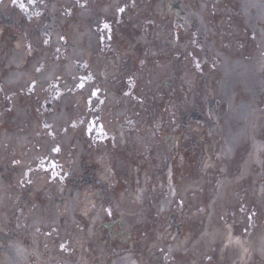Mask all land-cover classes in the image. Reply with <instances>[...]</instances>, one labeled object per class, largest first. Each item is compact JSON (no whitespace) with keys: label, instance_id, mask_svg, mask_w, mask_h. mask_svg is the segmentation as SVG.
Returning <instances> with one entry per match:
<instances>
[{"label":"bare ground","instance_id":"6f19581e","mask_svg":"<svg viewBox=\"0 0 264 264\" xmlns=\"http://www.w3.org/2000/svg\"><path fill=\"white\" fill-rule=\"evenodd\" d=\"M46 1V12L54 16L53 33L47 44L39 45L34 37L30 40L28 44L35 47L34 57L32 53L26 56L18 42L0 39V218L8 237L0 264H264V0H235L241 14L239 24L224 23L229 19L202 0L192 3L194 9L189 12L182 11L180 6L162 4L161 0ZM30 3L36 10L45 4L44 0ZM1 5L9 10L12 3L2 0ZM169 7L186 15L181 26L186 31L181 36L193 38L186 52L197 64L203 61L198 53L201 51L218 63V74L210 76L202 90L210 107L205 115L207 123L197 129L192 125L189 133L210 132L211 140L221 136L217 156L220 159L204 167L208 169V177L210 169L218 167L220 180L213 194L205 192L201 175L176 185L173 202L177 197L179 204H186L182 210L183 218H188L184 228L174 233L171 226L160 225L158 232L150 231L151 238L141 242L142 246L125 242L128 247L113 253V247L107 241H97L95 232L89 229L100 223L97 218L100 212L95 200L89 205L81 202L83 195L95 198L94 188L88 189L81 178L89 180V171L94 169L92 181L96 183L105 177L111 184L115 181L135 189L137 208L131 203L128 206L126 201L116 203L118 207L132 208V215L127 217L132 225L143 219L140 210L146 195L143 186L150 183L160 186L155 189L156 195H163L158 213L161 217L167 215L171 203L169 187L163 175L151 177L154 170L165 168L166 162L153 157L147 147L132 146L134 152L130 154L127 129L119 127L133 113L140 119L151 115V111L135 109L133 98L158 104L159 94L150 88L163 74L167 61L163 62L158 52L142 53V58H135L138 69L134 68L132 74L131 68L118 69L110 80L102 76L97 59L107 58L105 52L112 46L108 39L112 37L116 15L129 21L133 28L139 25L147 28L150 20L154 27L145 41L150 46L156 41L161 47L166 21L161 10ZM39 23L37 20L36 24ZM63 26L69 30L67 38L58 34ZM174 27L175 30L177 26ZM90 55L98 58L88 63ZM79 63L89 64L84 72H79ZM83 76L87 82L82 92L97 94L98 101L103 102L102 114L106 119L101 118L106 137L115 134L123 146L94 145V153L90 154L84 151L85 146L74 142L83 128L70 130L68 122L89 111L84 104L73 102L84 100L80 94ZM185 77L184 82L194 87L191 77ZM129 81H135L136 85L130 88ZM163 90L168 97L167 108L171 109L167 115L174 118L170 124L161 125L170 131L171 139L178 135L175 122L180 97L177 89L173 96ZM21 98L30 105L29 113L8 123L3 111L6 100L12 105ZM73 105L77 106L76 111ZM152 110L156 114V109ZM122 131L126 132L124 139ZM82 140L85 142L86 137ZM171 146L172 143L168 144V152ZM241 146H248L247 154L235 165V154ZM119 147L123 177L116 175L111 166V161L117 163L115 151ZM109 151L113 152L112 159ZM81 158L92 159V167L81 163L72 171L65 169L67 160L77 162ZM137 160L141 163L137 164ZM53 161H58L62 169L55 167ZM133 164H137L136 172ZM246 182L253 185L248 196L243 201L236 199L234 191L241 190ZM202 207L206 215L199 230L195 217ZM220 208H224L223 212ZM84 211L88 220L78 227L72 217L80 219ZM13 226L15 229L10 230Z\"/></svg>","mask_w":264,"mask_h":264},{"label":"rangeland","instance_id":"374dc122","mask_svg":"<svg viewBox=\"0 0 264 264\" xmlns=\"http://www.w3.org/2000/svg\"><path fill=\"white\" fill-rule=\"evenodd\" d=\"M9 1H11L12 5L9 10H5L4 8H2V0H0V39H2V41L8 40L13 44H16L18 42L21 46V51H24L26 56L32 53L34 57V55L36 54H33L32 51L35 50V47L29 45L28 43L33 37L37 39L39 45L42 43L47 44L49 42L50 36L53 33L51 21L53 20L54 16L46 12L45 8L48 7L46 0H44L45 4L42 3V7L39 10H36L30 3V1H33L34 3L35 0ZM175 1H181L182 3L192 5V3H196L197 0H165V3L174 5ZM215 1L216 0H209V3H212V5L215 6L217 13H223L222 15L229 19L228 21L225 20L224 23H231L232 21H234L236 24H239L236 21L234 14H226L224 12L225 9H227L226 5L230 3H227L226 0H221L218 5ZM232 2L233 0L231 1V3ZM26 6L28 7L25 8ZM128 6L129 3H127V7ZM161 12L163 13V11ZM163 16L166 20L165 23H163V33L165 35H163L164 42H162L160 47L159 45H157L156 41L153 42V46H150V44L145 41L150 38L149 33L152 32V27H154L150 20L146 24L147 28L145 27V25L142 27H140L139 25V27L133 28V25L129 23V21H125L122 17H120V15H116L113 21L114 26L112 27V37L108 39L109 43H112V46L105 52L107 58L103 59L102 57L101 59H97V61L99 62V65L103 70L102 76L110 80L116 76V71L118 69L125 70L127 68H131V70L129 71V73L131 74L133 73L134 68L138 69L139 66L136 64L135 58H142V53L147 52L155 54L158 52L160 56L163 57L162 61H167L165 62L166 65L163 67V74L159 77L158 80L154 82V84L150 88L151 91H155L157 94H159L160 100L159 102H157L158 104H156L155 106V104H152V102L150 101L149 103L136 97L133 98L135 109L140 111L143 110L148 113H150L151 111V115H145V118L140 119L133 113L130 115V117H127L125 119V124L122 125L121 122L119 127L122 129L124 127L127 129V134H129L130 138L129 146H131V149L129 150L130 154H133L134 152L132 146L143 149L147 147L148 151H152L153 157L156 155L157 157H159V159L161 158V161L163 158V160H165V158L167 157L168 162L172 161L174 165V180L178 181V185L182 183V181L185 182V180L188 179H195L196 176L201 175L200 177L203 178V183L205 184V192L213 194L217 181L218 179H220L218 167H212V169H210L212 170V172L210 173V177H208L206 176L207 171L205 172L204 170L200 169V163L202 162V160H204L206 151L208 152V154H214L217 151L221 136L219 135L218 137H214V140H211V133L206 132L204 134H192L189 133V129L192 125H194L196 129L199 127L203 128L204 124L207 123V120L203 117V115L208 109H210V107L208 108L206 100L204 99V97L206 96L202 94V90L205 89L206 82L211 79L210 76L218 74L217 71H219V67L216 60L205 57L204 52H198V49L197 52L200 53L203 61L201 62V64L196 65V60L193 59L191 55H187L188 53L184 52L183 50L181 51L178 45L172 44V41L175 38L176 41L174 40L173 42L184 44L185 48L190 43H192L191 39L193 40V38L186 37L188 39H185L181 36V33L186 31H182L181 28L182 23L186 19V15L177 14L169 7L166 10L165 14H163ZM117 17L119 18L118 20ZM148 17H150V15H147L146 18L148 19ZM37 20H40L39 24H36ZM44 22L45 24L43 25ZM174 25L177 26L175 30ZM144 28H146V31L144 30ZM20 32L23 33V36L20 35ZM58 34L64 35V38H67L69 35V30L67 27L63 26L59 30ZM143 34L145 37L142 36ZM124 42H127V44L125 45ZM95 58L98 57H92L90 55L87 62L91 63L92 59ZM210 63L211 67L213 64L212 70H210ZM88 65L89 64L79 63V72H84L83 70L87 69ZM112 65H114L115 67H112ZM203 65H206V67H204L202 71L196 72V70L201 69ZM97 75L100 76L99 72L97 73ZM185 76L191 77L190 81L192 82V85H194V87L184 82L186 78ZM171 78H173V82L175 84L177 83L176 86H173ZM180 78H183V80H181ZM81 81L80 94L83 95L84 100H75L73 102H77V104H84L89 108V111L85 115H77L74 119L72 118V120H69L68 122V129L70 130H79L83 128L82 131L75 135L74 142L80 147L85 146L84 151L88 150L90 151V154L92 152L94 153V145L105 146L106 144H108V146H123V142H118L117 136L115 134L111 135V138L106 137L107 132L105 131L106 128L103 123V119H106V117L102 114V107L104 106L102 104L103 102L98 101L99 98L97 94H91L90 91L89 93H86L85 91L82 92V87L87 82L86 76L85 78L84 76L81 77ZM129 83L131 86L130 88H133L136 85L135 81H129ZM166 87V92L168 91V93L170 94L173 89H177L176 94H178L181 99L178 100L176 108L178 118L175 122V128L178 129V135L173 136V145L175 146L174 152L165 151L167 144H170V139L168 138V135H170V131L165 130V127L162 125L164 124V122L170 124L174 118L173 115H167V112L171 111V109L168 110L167 108L168 97L163 95V89ZM23 100L24 99L21 98L20 100H18V104L14 103L12 105H10L9 101L6 100L3 111L5 120L8 123L18 121L21 115L29 113L30 105H28L26 102H23ZM180 101H183V103H180ZM76 108L77 106L73 105L74 111H76ZM154 108L157 111L156 114L153 113L152 109ZM190 113L195 116H190ZM101 117L104 118L102 119ZM125 134L126 132H121V136L123 137V139ZM82 137H86L85 142L82 140ZM119 143H121V145H119ZM205 143H209L211 144V146H205ZM207 147L209 148L208 150ZM247 147L248 146H241L239 148L236 160L238 159V157H240V155H245V152H247ZM120 151L121 147H119V151H115V155L117 156V163L113 164V161H111V166H113V170L116 175L123 177L124 172L122 167L124 166V163L122 162V153H120ZM112 153L113 152L111 151L108 152V155L109 157H111V159L114 156H111ZM75 162L76 160L73 159L67 160L65 169L67 171H72L74 167H79L81 163L84 165H88V167H92V159L90 158L77 159V162ZM136 163H141V161L137 160ZM137 164H133L134 172L137 171ZM53 165H55V167H58L59 169H62V166H60L58 161H53ZM115 167L119 169L115 170ZM161 170H154L151 174V177H161L159 174ZM91 171L94 172L95 170L91 169L89 171V180L85 181V179H83L82 177L81 182L84 183L88 189L94 188L93 193L95 195V198L83 195L81 198V202L89 205V203L91 204L92 201L95 200V202L98 204L97 207L100 212V216L102 215L101 220H103L104 223L112 221V226H115L118 229L124 227V229L126 228L125 231L128 232V226H131L133 229L132 231L135 232L134 234L130 235V238L133 240L132 243L134 244V246L135 243H137V240H144V242L149 240L151 238L150 235H152V233L150 234V231L153 230V233L158 232L159 225L167 226V223L170 219H172V221L175 223V226L172 227L174 228V233H177L180 229H183V224L188 222L187 216L184 218L182 216V210L186 207V204H179L177 199L174 201V205L170 207L171 210L169 209V213L167 212L166 216L161 217L155 207V201H157L158 199L161 200L163 198V195H161L154 199L145 198L146 200L141 204L140 209L143 214V219L140 222H137V225L132 226V224H130L131 221H128L127 219V217H130L129 215L132 214V208L128 210L125 206L118 207L116 205L118 201L121 203H123V201H126V204L128 206L131 203L134 208H137L136 202H134V200L130 196V191L132 190V188H129V186L127 185H118L115 181L111 184L106 181L105 177H100L102 178V181L96 183L95 181H92L94 180V178L92 177L93 173H91ZM207 177L209 179L208 183L206 182ZM118 182L122 181L119 179ZM251 187L252 184H250L249 182L243 183L241 190L234 191V197L236 199L239 198L242 201L245 200L246 196H248V193L251 190ZM127 188H129L130 190L127 191ZM106 190H109L110 195L106 194ZM223 209L224 208H220V211L223 212ZM85 214V211L84 213L82 212L83 217L80 219L77 217H72V220L78 227L82 226V224L84 225L88 220ZM171 215L173 216L170 217ZM205 215V208H200L199 214L197 215V217H195V223L198 224L199 230L202 228V222ZM119 223H123V225H121V227L116 226L119 225ZM0 224H2V226L0 225V234L4 235V222L2 218H0ZM24 226L25 225L23 224V227ZM14 229L15 226L10 228V230ZM89 229H91L93 233L95 232V239L97 241L100 240L107 241V243L110 242V238L107 235L108 230L106 228H103L102 234L107 235V238H104L103 236L98 237L97 225L92 227L89 226ZM124 239L125 241H129L127 237H125ZM3 242L4 241H1L0 245V255L3 249ZM110 243L113 245V242Z\"/></svg>","mask_w":264,"mask_h":264}]
</instances>
